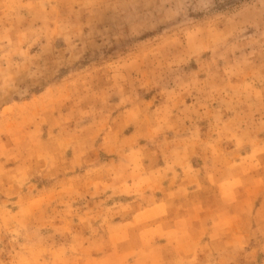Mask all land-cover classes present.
I'll use <instances>...</instances> for the list:
<instances>
[{
	"label": "rangeland",
	"instance_id": "rangeland-1",
	"mask_svg": "<svg viewBox=\"0 0 264 264\" xmlns=\"http://www.w3.org/2000/svg\"><path fill=\"white\" fill-rule=\"evenodd\" d=\"M0 264H264V0H0Z\"/></svg>",
	"mask_w": 264,
	"mask_h": 264
}]
</instances>
